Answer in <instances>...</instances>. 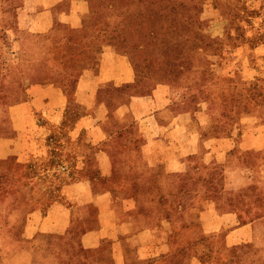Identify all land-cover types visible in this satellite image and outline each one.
Returning <instances> with one entry per match:
<instances>
[{
	"label": "rangeland",
	"instance_id": "1",
	"mask_svg": "<svg viewBox=\"0 0 264 264\" xmlns=\"http://www.w3.org/2000/svg\"><path fill=\"white\" fill-rule=\"evenodd\" d=\"M20 2H0V264H103L80 235L106 204L136 229L174 223L182 246L168 264L188 253L202 264H264V0H89L82 27L59 22L43 34L23 28ZM107 46L128 56L136 81L100 82L86 95L77 80L87 68L99 74ZM158 83L171 85L178 111L207 115L179 171L136 165L140 140L127 133L135 128L124 105ZM94 108L105 137L95 143L93 121L82 118ZM82 178L92 185L75 198ZM92 197L68 233L48 230L64 221V204ZM208 205L244 207L242 221L262 225L252 241L227 247L225 227L202 229ZM228 217L215 222L240 221Z\"/></svg>",
	"mask_w": 264,
	"mask_h": 264
},
{
	"label": "crops",
	"instance_id": "2",
	"mask_svg": "<svg viewBox=\"0 0 264 264\" xmlns=\"http://www.w3.org/2000/svg\"><path fill=\"white\" fill-rule=\"evenodd\" d=\"M0 2L4 5L5 0H0ZM16 10L18 20L25 23L23 28L30 33L49 32L59 22L64 23L75 32L82 27L84 17L90 11V2L89 0H21L16 6ZM64 37L67 36L64 34ZM98 67H100L97 72L99 74L87 68L77 80V84L86 88V95H90L97 89L100 91L101 88L98 85L100 82L119 86L136 81V71L131 60L125 53H121L111 46L102 50ZM90 71H92V76L97 79L91 77ZM80 85H78V89ZM130 101L124 106L127 108L131 106L132 126L134 125L135 128L134 130L130 128L131 130L129 129L127 133L133 134L135 140L137 138L140 140L137 147L136 165L142 169H148L162 164L168 170L179 171L186 164L185 160H189L188 157L197 152L194 141L199 133L197 119L204 122L207 115L200 117L196 110L178 111L175 108L176 99L173 96V89L166 83L156 84L149 93H135L131 96ZM98 107L99 105L95 106V108ZM95 108L90 114L82 117L93 121V123L89 122L91 124L88 126V130L94 143L95 140L105 138L97 137L99 124L102 121L97 116ZM108 113L107 109L106 115H103L104 118L109 117L110 113ZM74 128V132L79 134L83 127L77 125ZM222 142H226V139H222ZM108 158L112 164L111 157ZM75 183L77 190L74 192L78 195H74V197L78 198L80 196L78 189L84 184L92 185V180L82 178L76 180ZM69 187L71 188V184ZM92 200L94 197L83 203H73L69 206L64 204V221L52 222L48 230L54 233L56 231L68 233L74 227V221L78 220L80 214L78 207L87 208L81 213L87 216L89 207L96 205L95 201L91 202ZM239 212L245 213L244 207L218 211L216 207L208 205L200 210L202 229L207 234V232L217 230L218 227H225L224 244L227 247L250 242L256 235L255 231L262 224L257 223V219L242 221ZM224 216H230L228 218L231 219L235 216L240 221L229 224L225 220L230 219H221L220 223L215 222L216 218ZM37 229L40 230V227H35V230ZM175 232L176 226L168 219L161 220V225L157 228L151 225V227L136 229L130 217L121 219L116 207L113 204H106L98 207L96 225L87 228L80 235V244L84 249L94 250L96 252L94 260L103 264H154L155 262L168 264L167 259L172 256L175 258V253L179 251L177 246L182 244L181 238L175 237ZM186 244L191 245V243ZM106 257L108 261H106ZM249 258L254 261L252 257ZM226 259L228 260V258ZM184 264H202V261L196 254L188 253V260Z\"/></svg>",
	"mask_w": 264,
	"mask_h": 264
}]
</instances>
